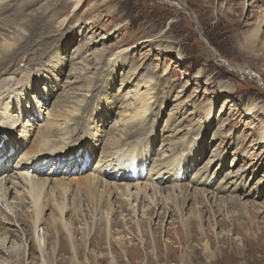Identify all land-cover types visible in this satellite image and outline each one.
<instances>
[{
  "label": "rangeland",
  "instance_id": "1",
  "mask_svg": "<svg viewBox=\"0 0 264 264\" xmlns=\"http://www.w3.org/2000/svg\"><path fill=\"white\" fill-rule=\"evenodd\" d=\"M68 1L0 0V9H2L0 14L2 11H9L16 13L11 15L13 18L22 15L23 20L28 19L30 25L34 24L36 16L41 19L44 16L51 19V21H45L46 25L41 26L37 35L32 38L35 48H38L36 38L48 37L47 34H50L51 37L48 38L54 40L45 51H41L45 52L42 59L35 61V64L31 62L28 65L29 52L35 51V48L30 46L27 50H20L18 56L22 57V60L18 64L9 58L12 65L15 64L14 68L26 65L29 69H35L41 62L51 61V54L54 59L56 52L57 55L59 53L57 57H63L66 61L65 67H61L54 73L55 77L57 75L60 78L59 85H45L44 99H41L42 102L44 101L43 104L45 100H48L47 107L49 108L37 112V121L30 119V122L35 125L36 122L45 120L48 110L51 111L56 102L67 99L68 90L73 100L81 98L78 93H86L87 85L84 84V80L77 84L67 85L65 83L68 81L67 75L72 61L78 57L82 58L89 49L107 50L114 53L119 49L129 47V52L126 54L127 66L123 71L121 69L112 70L104 65L99 75L97 73L95 75L97 77L94 82L98 83L96 91L94 90L93 95L91 92L88 93V101L85 97L84 102H81V105L87 104L86 107L91 108L99 102L100 97L107 96L108 104L104 100L105 106L114 107L113 111L108 110L109 115H105L108 119L104 120L100 117L103 119V125L99 123L102 126L99 127L100 141L95 140L100 148L90 155L91 158L93 155L94 157L89 160V167L85 172L92 170L93 165L95 166L103 145L101 139L105 141L108 133L115 126L118 106L123 101L122 92L129 90L130 82L134 85L137 80L149 77L152 81L150 88L154 98L149 111L142 119H139L141 122L139 126L145 125L144 131L140 132L138 129L134 131L132 140L138 138L141 140L137 142V149L134 150V161L129 162L131 166L137 167L138 171L135 172L134 177L122 175L118 181H129L133 184L139 182L142 185L145 182L150 183L148 176L151 170V159L158 157L160 152L163 157L179 152L178 150H181L187 143L181 144L180 140H177L179 137L184 135L190 141L200 134L204 136L202 138L204 148L196 153L194 161L198 162L195 167L184 173V176H181L180 172L178 182L183 185L189 183L192 186L196 176V167L205 169L207 165H210V176L215 171V176H217L216 185L210 189L211 191L216 190L214 192L219 197L228 196V194L220 193V189H216L226 174H241L240 178L244 175V182L242 179L236 182L243 187L241 192L246 191L252 195L257 193L251 198H247L250 196L244 197L243 193L240 195L243 201L248 200L249 213L251 212L252 216L244 215L240 206L232 209L230 206H225L227 202L221 204L217 201L213 208L217 216L213 220L209 209L203 206L204 204H200L198 209L197 205L192 207L193 200L189 201L187 211L191 208L198 209L204 218L206 239H209L215 251L216 260L213 262L207 261L205 249L200 240L202 236L200 232L195 229L194 225L186 226V228L182 226L179 212L178 214L173 213L174 215L167 213L166 218L162 220L159 218L164 212L163 207L169 210L174 209L172 200L165 201L161 207L157 206L158 214L154 215L148 212L151 206L147 203L142 207L139 205V211L135 217L128 208L118 209L117 213L111 216L112 218L110 217V227H106V223L97 221V216L94 219V214L88 202L85 201L84 194H76L74 200L70 195L68 196L69 203H71L70 212H66L65 218L71 222L73 240L78 250V260L82 264H109L111 258L115 259L116 264H181L182 257L184 259L189 256L192 264H264V143L258 144L257 142L264 122V111L260 113L264 110V21L260 22V16L264 13V0H83L76 11H71L72 7ZM23 2L26 4L24 7L21 6ZM181 6L183 9L179 8ZM86 22L87 25L93 22V25L87 29V25L83 24ZM93 27H95L94 30H91ZM112 31L114 32L111 37L102 40V36ZM25 34L29 35L30 31L27 29ZM80 67L82 68L80 70L84 72V67ZM133 68L136 74L132 77L133 72L130 69ZM164 69L167 71L165 76L162 75ZM111 70L116 71L117 74L111 76ZM250 72L260 74L262 82ZM120 73H127L125 75L128 79L124 85L122 81L124 75ZM110 77H113V83ZM43 83H46L45 80ZM248 104H254L256 111L252 115L245 116L244 110ZM211 105L213 106L211 124L202 132L199 127L195 133L193 128L196 126H193L201 120ZM36 106L38 102H35ZM3 116L0 120V131L5 126ZM89 116L92 119L94 117L93 113ZM171 122L184 126V129L187 128L186 131L177 137L170 134L165 126H169ZM7 124L12 125L13 123ZM154 127L157 129L159 139L151 147L152 144L147 135ZM16 128L20 132L21 125L19 127L14 125L13 131ZM1 133L3 138H10L6 133ZM77 146L68 145L65 152L55 151L49 154L47 162L55 158H65ZM147 147H151L150 157L145 155ZM13 149L15 150L7 148L12 165L18 158V155H15L18 152L16 151L17 146L15 145ZM12 151L13 153H10ZM251 152L252 157H257L258 160L248 156ZM80 158L81 155L71 160L77 159V164L82 165ZM51 166L53 164L49 165L48 169ZM71 166H73L72 163L63 164L61 171ZM183 166L187 171V166ZM233 179L236 180L235 177L226 178L223 184L233 183ZM168 180L167 183H171V179ZM168 185L163 183L162 187ZM258 186L259 191L256 189ZM151 191L148 188L150 194ZM178 191H175L177 204L180 202ZM11 196L12 198L15 196L14 191ZM253 198L255 203H249ZM28 206L25 209L19 206L15 209V211L18 210L17 219L14 216L12 218L22 233L27 234L28 243H25L26 239L21 241L18 227L9 225L12 227H10L12 238L9 246L14 249L20 248L13 251L14 253L0 252L2 262L0 264L41 263L39 251L33 243H30L32 225L28 217L30 214L27 212ZM49 213L50 211L43 214L44 219L49 216ZM214 222L216 223L213 224ZM41 227L46 236L47 252L55 264H70L73 253L65 233L59 228L54 231L45 224ZM179 238L183 240L182 243L178 242ZM29 244L30 249H28ZM54 244H56L55 253Z\"/></svg>",
  "mask_w": 264,
  "mask_h": 264
},
{
  "label": "bare ground",
  "instance_id": "2",
  "mask_svg": "<svg viewBox=\"0 0 264 264\" xmlns=\"http://www.w3.org/2000/svg\"><path fill=\"white\" fill-rule=\"evenodd\" d=\"M69 1L68 4H71L70 6L72 7L71 11H76L83 0ZM21 6L24 7L26 4L23 2ZM65 6L68 8L67 4H65ZM179 8L183 9L182 6ZM6 12L2 11L0 14V70H3L0 71V120L1 116H3V114L5 115L2 117L3 125L5 126H3L0 131V152L2 151V148L6 147L8 149H13L16 145L18 148L16 151L18 150L20 156H18L10 169L5 171L0 169V252L10 251V253H14L13 251L19 250L20 247L14 249L9 246L12 238L10 233L12 230L9 225L18 227L12 219L13 216L17 219L18 210L15 211V209L19 206H22L25 209V207L29 205L27 212L28 214L30 213L28 217L32 225V238L30 239V243H33L40 253V264H55V261L47 252L46 236L43 227H41L43 224L50 226L54 231H57L56 228H59L65 233L73 253L70 264H82L77 257L78 250L74 244L72 228L70 226L71 222L66 219L65 216L66 212H70L71 203H69L68 196L71 195V199L74 200L76 194H84V197L86 198L85 201L88 202V205L92 210L91 212L94 214L95 218H93L96 219L97 216V221H103L106 223V227H110V217L114 216L118 209L123 210L128 208L135 217L137 216V211H139V205L142 207L143 204L145 205L147 203L148 206H151L148 212H151V214L154 215L157 213V206L161 207L165 201L172 200V206L174 209L169 210V208L163 207L164 212L159 218L162 220L166 218L167 213H169L168 215H174L173 213L176 212L178 214L179 212L182 226L186 228V226L190 227L194 225L195 229L200 232V235H202L200 240L202 242V247L205 249L207 261H215V251L212 249L209 239H206L207 235H205V228L203 225L204 218L198 211L200 208L199 205L204 204L203 206L209 209L213 220L217 216L216 211L213 209L214 206H216L214 203H217V201H220L221 204L227 202L225 206H230L232 209L240 206L244 215H251L252 213H249L250 209L247 203L248 200L243 201L240 195L243 193L244 197L250 196L247 198H251L255 197L257 193L252 195V193L250 194L246 191L241 192L243 187L236 182L239 179H242L244 182V175H242L241 178L240 173V175H224V179L231 177L236 178V180L233 179V183L230 182L228 185L223 184L225 183L224 179L218 183L220 186L216 189H220V193L228 194L227 197H219L214 192L216 190L211 191L212 187L216 185L215 178L217 176H215L216 171L210 176V165L205 167L206 170L202 167L201 169L196 167V176L194 177V184L192 186L189 185V183L186 185L180 184L178 182L180 179L179 173L181 172V176H184V173L195 167V164L198 162L194 161V158L197 155L196 153L204 148V141L202 139L204 136L198 134L195 139L193 138L190 141L189 138L186 139L184 135L181 137L178 136L179 139L177 140H180L181 144L186 142L189 143L185 144V149L183 147L181 150H178L179 152H174V154H172V152L170 153L172 155L168 157H163V154L160 152L158 157L151 159L152 164L149 173L150 175L148 174L150 183L145 182L144 185H142L139 182L133 184L126 180H124L126 182L118 181V178L122 175L134 177L136 175L135 172L138 171V168L131 166L129 162L134 161V150L137 149V142L141 140L138 137V139L134 138L135 140H132L134 131H136V129L140 132L144 131L145 125L142 124L143 126L140 127L139 125L141 122H139V119H142L149 111L154 98L153 92L151 91L152 89L150 88L152 81L149 77L143 78L139 81L137 80L138 82L136 81L134 85L130 82L129 85L131 86L129 90H124L122 92L121 96L123 101L120 102V105L118 106L119 111L116 115L115 126L110 130L105 141L101 139L103 145L101 146V152L95 166L93 165L92 170L90 169L85 172L89 167L88 162L91 160L90 155L93 152H97L100 148V145L97 146L95 140L98 142L100 141L99 137L101 131L99 127H102L101 125H103L102 120L108 119V116L106 117L105 115H109L108 110L113 111L114 107H109V105L105 106L104 100L108 104L106 101L107 96L100 97L99 102L91 108L86 107L87 104L81 105V102H84L83 98L85 97H87L88 101V93L91 92L93 95L94 90L96 91V85H98V83L95 84L94 82L97 77L95 75L96 73L99 75L98 73H100V70L103 69L104 65L112 70L121 69L123 71L124 67L127 66L128 57L126 54L129 52V47L119 49L114 53H110L107 50L89 49L82 58L78 57L72 61L69 68V74L67 75L68 81H65V83H67V85L72 83L77 84L84 80V84L87 85V87L85 86L86 93L80 94L76 92L81 95V98L73 100L71 99L72 95L70 94V90H68L66 92L68 93L67 99L56 102L53 109L48 111L47 118L41 120L39 123L36 122V124L33 125L30 122V119L37 121V112H41L47 108L48 100H45V104H43L44 101L42 102V99H44L43 91L46 90L45 85H59L60 78H58L57 75L55 77L54 73L56 70L59 71L61 67H65L66 61L63 57H57L59 56V53L57 55L56 52V55L54 54V59L53 54H51V61L41 62L39 65L37 64L38 66L36 65L37 67L35 69H29L26 65H20L19 67L14 68L13 65L15 66V64L12 65L9 58H12L14 62H17L18 64V62L22 60V57L18 56L20 50H27L30 46L31 48H35V43H32V38L37 35L39 28L44 26L45 21H51V19H48L45 16L41 19L36 16L34 24L30 25L31 23L29 24L28 19L25 18L26 20H23L22 15L13 18L11 15L16 13L9 12L8 14H5ZM33 12H35V10H33ZM260 17V22L262 23L264 21V13ZM39 20H41V22H38ZM92 23L93 22L89 23V25H87V22L83 24L85 26L87 25L88 29L89 26L93 25ZM94 28L95 27L91 30H94ZM27 29L30 31L29 35H26L27 33L25 34ZM113 32L114 31L108 32L107 35L102 36V40L111 37ZM49 35L47 34L48 37H51ZM48 37L36 38L35 42H38L36 43L38 44V48H35V51L29 52L28 59L30 62L28 65H30L31 62L35 64V61L37 62L42 59L45 52L42 53L41 51H45L50 44H53L52 42L54 40ZM95 43H97V41ZM92 44L93 43H91V45ZM80 66L84 67V72L80 70ZM112 70L110 72L111 76H115L116 71ZM130 70L133 72V77V75L136 74L135 69L133 68ZM120 74L122 76L124 75V78L122 79L124 85L128 79L127 75H125L127 73ZM162 75H167L165 69L163 70ZM251 75L257 77L259 80L262 79L261 75L258 73H251ZM110 78L111 83H113V77ZM44 80L46 83H43ZM47 94L46 91V95ZM35 102H38V106L36 107ZM13 105L14 108H12ZM212 110L213 106L211 105L207 108L201 120L196 122V124L194 123L195 125L193 127H196L192 128L195 129V133L199 127L201 132L204 129H208L211 124ZM255 111L256 106L254 104H248L245 107L244 115H252ZM263 111L264 110H261L260 113ZM92 113L94 115L93 119L89 116ZM100 117H103V119H100ZM11 122L13 123L12 125L7 124ZM169 124V126H165L167 132L176 135V137L187 129H184V126L177 125L176 123L171 122ZM14 125H18V127L21 125L20 132H18V128L13 131ZM151 130L152 131L147 137H149V141L152 144L151 147H153V143L159 139V134L157 133L156 127ZM1 132L6 133L10 138H3L4 136ZM105 133L107 134V132ZM19 136L23 137L20 138ZM257 142L258 144L264 143V122L260 128ZM25 143L30 145L27 148H24ZM68 145L78 146L69 152L65 158H55L52 161H59L63 164L72 163L73 166L61 171V167H55V163H53V166L49 169H42L45 162L49 159V154H52L55 151L58 153L65 152ZM167 145L171 146L170 144ZM151 147H147V150L145 151L146 157L151 156ZM8 151L4 150L2 152L0 160L3 157L11 159L7 154ZM251 154L253 153L251 152L248 154L251 159L258 160L257 157H252L253 155ZM79 155H81L80 159L82 165H79V163L77 164V159L71 160L73 157ZM153 155H155V152H153ZM220 161L222 162L221 159ZM35 162H40V165H35ZM210 163H212V161ZM183 165L187 166V171ZM1 167L7 168V165L2 164ZM143 169H145V167H143ZM217 169H219V167H217ZM203 174L205 175L203 176ZM168 179H171V183H167L169 181ZM163 183L169 185L163 188ZM158 184L162 185L160 186ZM148 188L152 190L151 194L148 192ZM167 189H170V191H166ZM256 189L259 191L260 187L258 186ZM12 191H14L15 195L13 198L11 196ZM175 191H178V197L180 198L178 204L175 201ZM209 195H211V197H209ZM191 200H193L192 207H196L197 205L198 209L191 208L187 211L188 203ZM249 203H255L254 198L252 199V202L249 201ZM252 205L254 206L256 204ZM48 211H50L49 216L44 219L43 214ZM215 223L216 222L213 224ZM19 229L20 228L18 227V230ZM26 235H24L20 229L19 237L21 241L26 239ZM178 242L182 243L183 240L179 238ZM25 243H28L27 239L25 240ZM28 247V249H30L31 245L29 244ZM55 250L56 244L53 246L54 253ZM109 264H116L115 259L111 258ZM181 264H192V259L189 256L184 257V259L182 257Z\"/></svg>",
  "mask_w": 264,
  "mask_h": 264
},
{
  "label": "clouds",
  "instance_id": "3",
  "mask_svg": "<svg viewBox=\"0 0 264 264\" xmlns=\"http://www.w3.org/2000/svg\"><path fill=\"white\" fill-rule=\"evenodd\" d=\"M47 108H49V107H47ZM48 111H49V110H48ZM5 148H6V147H5ZM18 156H20V154H18ZM18 156H17V157H18Z\"/></svg>",
  "mask_w": 264,
  "mask_h": 264
},
{
  "label": "trees",
  "instance_id": "4",
  "mask_svg": "<svg viewBox=\"0 0 264 264\" xmlns=\"http://www.w3.org/2000/svg\"><path fill=\"white\" fill-rule=\"evenodd\" d=\"M20 111V110H19ZM21 112V111H20Z\"/></svg>",
  "mask_w": 264,
  "mask_h": 264
}]
</instances>
